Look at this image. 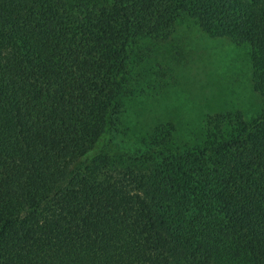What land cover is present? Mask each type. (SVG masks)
Listing matches in <instances>:
<instances>
[{"label":"trees","instance_id":"trees-1","mask_svg":"<svg viewBox=\"0 0 264 264\" xmlns=\"http://www.w3.org/2000/svg\"><path fill=\"white\" fill-rule=\"evenodd\" d=\"M190 38L248 51L256 111L126 148L135 65ZM0 264H264V0H0Z\"/></svg>","mask_w":264,"mask_h":264},{"label":"rangeland","instance_id":"rangeland-1","mask_svg":"<svg viewBox=\"0 0 264 264\" xmlns=\"http://www.w3.org/2000/svg\"><path fill=\"white\" fill-rule=\"evenodd\" d=\"M195 40L190 38L183 53L175 54L174 58L169 57L156 65H135L133 73L140 81H133L139 85H134L137 86L134 89L136 92L127 101L128 109L118 133V140L126 148H132L141 141L155 124L153 118L164 111L186 123L194 116L207 112L203 106H207L208 102L210 106L220 104L230 95L236 109L241 108L243 101H248V107L243 105L242 110L256 111L258 101L254 99L255 94L232 86L239 79L243 82V70L247 67L242 55L248 51L225 45L224 41L216 46L210 45L204 38L198 42L203 47L197 45L193 48ZM226 72H229L228 76Z\"/></svg>","mask_w":264,"mask_h":264}]
</instances>
